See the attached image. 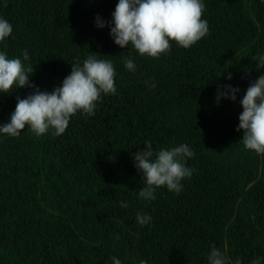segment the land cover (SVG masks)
Returning a JSON list of instances; mask_svg holds the SVG:
<instances>
[{
  "label": "trees",
  "instance_id": "16d2710c",
  "mask_svg": "<svg viewBox=\"0 0 264 264\" xmlns=\"http://www.w3.org/2000/svg\"><path fill=\"white\" fill-rule=\"evenodd\" d=\"M117 3L0 0V16L13 25L0 51L22 58L28 50L30 80L42 91L88 55L112 61L117 87L94 116L74 115L61 136L26 128L0 137V264H110L113 256L122 264H207L212 246L230 264L264 257V154L245 149L237 131L239 100L264 74L252 60L264 54V2L204 0L209 34L187 49L171 42L159 58L121 48L108 27H96L97 14L111 20ZM225 84L241 91L235 102L217 103ZM31 91L0 94V124ZM148 141L154 150H194L179 195L160 187L154 200L139 197L144 181L133 155ZM137 213L151 222L141 226Z\"/></svg>",
  "mask_w": 264,
  "mask_h": 264
},
{
  "label": "clouds",
  "instance_id": "9594fccd",
  "mask_svg": "<svg viewBox=\"0 0 264 264\" xmlns=\"http://www.w3.org/2000/svg\"><path fill=\"white\" fill-rule=\"evenodd\" d=\"M4 3L6 5V0ZM204 9V0H118L112 19L106 21L97 14L95 25L101 29L108 27L113 42L121 48L131 47L140 56L159 58L171 50V42L187 49L209 34L208 21L202 18ZM12 33L13 25L0 16V43ZM21 56L9 58L5 51H0V94H11L22 87L33 90L25 98L16 97L17 104L9 120L0 124V137H19L26 128L38 137L49 131L61 136L74 115L94 116L97 102L104 95L117 93L116 71L111 60L88 55L82 63L74 62L71 73L49 92L42 91L30 80L33 70L26 63L31 59L28 50H23ZM252 60L258 61L257 70H264V54ZM124 66L130 72L137 70V65L130 58L124 60ZM226 79H233L231 73ZM151 87L155 88V83ZM240 91L232 84L218 86L216 102L222 99L235 102ZM239 103L243 111L239 115L237 131L243 130V145L245 149L262 155L264 74L250 83ZM145 144L144 150L133 155L134 165L142 173L144 181L139 197L146 201L154 200L156 189L160 187L179 195L183 190L182 181L192 176V169L186 162L194 157V150L188 144L159 150L153 149L151 141ZM120 206L127 208L128 204L121 201ZM136 220L141 226H146L152 217L137 213ZM206 260L207 264H230L228 256L215 246L207 253ZM109 261L110 264H122L115 256ZM140 264H147V261L141 260ZM251 264H264V257L254 258Z\"/></svg>",
  "mask_w": 264,
  "mask_h": 264
}]
</instances>
